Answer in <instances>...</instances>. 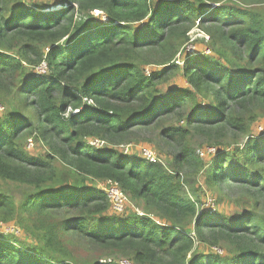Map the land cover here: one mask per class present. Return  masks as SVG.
<instances>
[{
  "label": "trees",
  "instance_id": "1",
  "mask_svg": "<svg viewBox=\"0 0 264 264\" xmlns=\"http://www.w3.org/2000/svg\"><path fill=\"white\" fill-rule=\"evenodd\" d=\"M194 27L209 53L185 54ZM0 105V183L20 194L0 189V222L35 240L0 236V264H264V213L201 212L196 192L264 199V0H0ZM148 129L166 163L122 153Z\"/></svg>",
  "mask_w": 264,
  "mask_h": 264
},
{
  "label": "rangeland",
  "instance_id": "2",
  "mask_svg": "<svg viewBox=\"0 0 264 264\" xmlns=\"http://www.w3.org/2000/svg\"><path fill=\"white\" fill-rule=\"evenodd\" d=\"M38 3H43L46 5H54L60 0H34ZM98 14V12H95ZM101 20L103 22H106V18L101 17ZM198 30L197 27H194L189 34L193 36L196 31ZM199 31H201L199 29ZM203 33V31L199 32ZM206 35V34H205ZM190 45V52L191 53H209L210 51L207 49L205 43L200 40V38H195L191 41ZM185 49V47L183 48ZM183 53V52H182ZM175 61H178L179 63H182L183 59L180 55H176ZM152 67H145L146 70H149ZM40 72H43V70L39 69ZM184 84V79L181 76V74L176 73L171 76L168 82L160 85V90L165 91L169 87L173 86H181ZM0 110L2 111V107L0 105ZM264 131V118H261L255 122V124L252 126V133L256 135V132H259L258 134L262 133ZM133 136V135H132ZM131 140H129L124 147L127 148V153L125 151H122L123 154H132L134 156H142L141 152L143 154V150L149 152V155L151 158L155 159L156 161L166 163V159L168 157V146L165 145V143L160 142L157 140V138L150 132V130H144L140 132H136ZM146 140H149L150 142H146ZM95 143V142H94ZM99 147L107 146V144L104 143H95ZM30 144H28L29 146ZM201 145V141L196 142L197 149L200 150L202 156L204 157L205 161L208 163L210 159L214 156V150L212 148H209L208 146L203 145L202 147L198 146ZM30 147V146H29ZM121 147V146H119ZM144 148V149H143ZM151 151H150V150ZM31 152H36L35 145ZM143 157V156H142ZM225 170H228V168L225 167ZM199 181L203 183V175L197 177V179L190 177L187 179V191L189 193V198L194 199L195 197L192 196V191L199 187ZM88 185H94L95 187H98L102 190H104L107 186H105L102 183H96L88 182ZM0 189L3 190H9L11 192V195L15 197V201H17L20 198V194L18 193V189L15 188L13 185H9L8 183H0ZM197 192V197L199 198L198 208L199 211H213L217 210L222 213L224 216H230V215H237L242 211H251L254 208L262 211L264 213V199L261 200L260 204L255 205L252 200L250 199H244L241 201L242 195H244V191L241 190L240 186L238 185H231L228 183L220 184L218 187L214 190L211 188L203 187ZM125 205L123 206L122 211L126 209V206L131 205L132 208L134 207V204L128 200L129 198L125 194ZM136 210V208H135ZM117 211L114 209L111 205L109 212ZM138 211V210H137ZM4 235L9 240L13 242H20L26 247H31L35 244V240L29 235H26L23 230H21L19 227H17V224L14 221H10L8 223H1L0 222V236ZM16 244V243H15ZM204 246L200 247L202 249ZM205 249V248H203ZM78 256L81 257L80 253ZM114 260L118 264H133L128 258L126 257H120L118 255H110L106 258V260Z\"/></svg>",
  "mask_w": 264,
  "mask_h": 264
},
{
  "label": "built area",
  "instance_id": "3",
  "mask_svg": "<svg viewBox=\"0 0 264 264\" xmlns=\"http://www.w3.org/2000/svg\"><path fill=\"white\" fill-rule=\"evenodd\" d=\"M95 12H98L99 13V11H94V13ZM102 17H103V15H102ZM199 32H201V31H199V29L196 31V33L193 35V36H191V34H189V41H188V43L186 44V46H184L185 47V49H184V52H185V54L186 53H191L190 52V43H191V41L192 40H194L195 38H204V39H207L208 37H207V35H205V34H203V33H200L199 34ZM190 33V32H189ZM178 55H179V53H178ZM39 69H41V70H43L44 71V69H45V64L44 63H41L37 68H36V72L37 73H41L40 71H39ZM262 134L264 135V131L262 132ZM96 142H98V143H103L102 141H98V140H91V144L92 145H95V146H97L95 143ZM125 146V145H124ZM124 146H121L122 147V151H125V153H127V148H125ZM97 147H99V146H97ZM144 149V148H143ZM213 149V148H212ZM150 150V149H149ZM151 151V150H150ZM141 155L143 156H141L143 159H145L146 161H156L154 158L152 159L151 158V156L149 155V152H147L146 150L144 151L143 150V154H142V152H141ZM105 186H107V185H105ZM105 193H106V197H107V199L109 200V202L111 203V205H112V207L114 208V209H116V210H118V211H122V209H123V206L125 205V201H126V198H125V195L121 192V190L117 187V186H115V185H108L104 190H103ZM218 252H221L220 250L218 251Z\"/></svg>",
  "mask_w": 264,
  "mask_h": 264
}]
</instances>
